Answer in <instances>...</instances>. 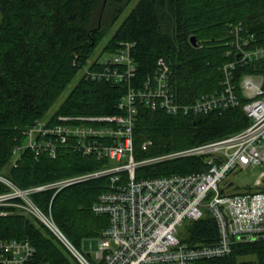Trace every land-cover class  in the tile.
<instances>
[{"label":"trees","instance_id":"16d2710c","mask_svg":"<svg viewBox=\"0 0 264 264\" xmlns=\"http://www.w3.org/2000/svg\"><path fill=\"white\" fill-rule=\"evenodd\" d=\"M131 2L0 0V172L19 187L46 184L111 164L109 159L84 155L69 143L60 147L56 156L46 150L38 153L26 145V130L37 121L45 120L48 125L65 122L59 116L121 114L119 103L127 91L126 83L100 73L108 67L107 58L127 42L132 44V56L138 64L134 85L141 86L164 59L171 70L170 88L182 103L223 87L224 65L238 58V26L242 41L250 40L242 43L244 49L264 45V0H139L93 59ZM193 35L198 38L197 46L191 41ZM245 74L262 77L264 88V58L237 63L234 82L241 104L223 110L172 115L138 102L135 158L192 147L248 127L251 118L242 106L247 100L241 88ZM78 75L77 84L54 108ZM146 141L151 144L144 147ZM17 147L20 150L15 152ZM206 168L203 156H178L139 166L136 177L194 173ZM110 189L111 178L105 175L57 192L56 188L37 191L33 199L46 210L51 205L58 225L83 247L110 225L108 215L93 210L100 194ZM4 190L6 186L0 183V192ZM184 224L189 229L184 242L218 241L217 223L211 214ZM0 238L29 239L35 253L27 264H81L47 227L24 213L0 215ZM194 264H264V238L239 240L232 253L198 259Z\"/></svg>","mask_w":264,"mask_h":264},{"label":"built area","instance_id":"2783aa9c","mask_svg":"<svg viewBox=\"0 0 264 264\" xmlns=\"http://www.w3.org/2000/svg\"><path fill=\"white\" fill-rule=\"evenodd\" d=\"M240 29L238 26L235 38L238 58L224 65L223 87L202 94L190 103L179 102L171 90V70L164 59L159 60L153 75L141 86H135L138 64L132 56V44L127 42L118 53L107 58L108 67L100 73L126 83L127 91L119 103L121 114L59 116L65 122L48 125L45 120L37 121L26 130V145L37 152L50 149L55 156L61 143H69L84 155L109 159L111 164L29 188L19 187L0 173V183L6 186L0 192V215L15 211L36 218L81 264H194L198 259L232 253L239 240L264 238V172L256 186L245 191H228L221 186L233 171L251 165L264 166L262 77L245 74L241 79L243 95L247 98L242 106L251 118L248 127L192 147L142 160L135 158L138 102L172 115L200 114L241 104L234 70L238 62L264 58V45L244 49L242 45L250 40L242 41ZM149 144L151 141H146L144 147ZM19 150L17 147L15 152ZM191 155L205 157L207 168L194 173L136 177L139 166ZM105 175L111 178V189L100 194L93 210L108 215L110 225L96 238L99 246L95 252H86L85 244L76 245L58 225L51 205L48 210L42 208L34 201L33 193L49 188H56L57 192L65 186ZM207 213L216 220L218 241L213 244L184 242L178 236L180 226ZM89 241L92 246V239ZM34 253L35 247L29 239L0 238V264H27Z\"/></svg>","mask_w":264,"mask_h":264},{"label":"rangeland","instance_id":"374dc122","mask_svg":"<svg viewBox=\"0 0 264 264\" xmlns=\"http://www.w3.org/2000/svg\"><path fill=\"white\" fill-rule=\"evenodd\" d=\"M138 1L139 0H132L130 5L127 7L125 12L121 15V17L116 22V24L111 28L110 34L103 40L101 45L95 51L93 59H95L99 56L100 52H102L104 45L107 43V41L109 40L111 35L122 24L123 20L131 12V10L133 9V7L135 6V4ZM107 55H109V54H106L105 56H107ZM79 78H80V75H78V77L76 79H74V81L69 86V88L59 98V100L55 104L54 108H57L65 100V98L68 96V94L70 93L72 88L77 84ZM263 172H264V166L251 165V166H248L246 168L239 169V170L233 171L232 173H229L226 180L221 184V186L223 188H226L228 191H241V190L245 191L251 186H256L255 184L257 182V179L259 178V176ZM205 212H207L206 209H205ZM187 227L188 226L187 225L185 226V224L180 226L179 231H178V236L181 239L184 238L185 236L187 237L189 235V230L187 229ZM92 242H93L92 246L90 245L89 240L85 242L84 248H85L86 252L94 253L95 250L98 248L99 240L98 239H92Z\"/></svg>","mask_w":264,"mask_h":264},{"label":"bare ground","instance_id":"6f19581e","mask_svg":"<svg viewBox=\"0 0 264 264\" xmlns=\"http://www.w3.org/2000/svg\"><path fill=\"white\" fill-rule=\"evenodd\" d=\"M66 143H61L59 146H58V148H57V153L59 152V149H60V147H62L63 145H65ZM43 150H46V151H48L52 156H53V154L51 153V151H50V149H42V150H40L39 152H41V151H43ZM37 152V151H36ZM38 152V153H39ZM57 153H56V155H57ZM55 155V156H56ZM0 173H3V172H0ZM75 176H77V175H75ZM71 177H74V176H71ZM10 178V177H9ZM67 178H70V177H67ZM11 179V178H10ZM63 179H66V178H63ZM61 180V179H60ZM189 230V229H188ZM215 243V242H214ZM200 244H208V243H200ZM210 244H213V243H210Z\"/></svg>","mask_w":264,"mask_h":264},{"label":"water","instance_id":"95a60500","mask_svg":"<svg viewBox=\"0 0 264 264\" xmlns=\"http://www.w3.org/2000/svg\"><path fill=\"white\" fill-rule=\"evenodd\" d=\"M191 41L196 46L199 44L198 38L195 35L191 36Z\"/></svg>","mask_w":264,"mask_h":264}]
</instances>
